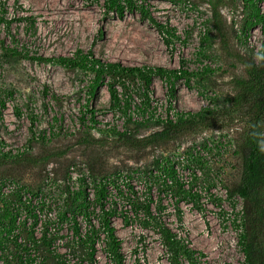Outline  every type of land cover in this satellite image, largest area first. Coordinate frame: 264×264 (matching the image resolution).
I'll return each instance as SVG.
<instances>
[{
    "label": "rangeland",
    "instance_id": "374dc122",
    "mask_svg": "<svg viewBox=\"0 0 264 264\" xmlns=\"http://www.w3.org/2000/svg\"><path fill=\"white\" fill-rule=\"evenodd\" d=\"M134 2L159 23L174 28L176 37L170 38V45L139 11L126 10L120 18L106 12L103 0H0L8 22L0 21V43L22 53L20 58L10 57L0 48V103H4L0 107V146L12 154L0 156L4 195L19 209L21 224H32L30 214H37V235L43 224H51L50 231L58 232L54 247L63 252L69 222H61L56 214L66 187L83 188L92 199L99 182L129 181L141 196L151 185L155 203L161 200L163 221L204 254L202 264H244L237 226L242 200L235 188L241 172L236 148L245 126L229 99L234 93L232 80L245 76L242 60L261 61L264 24L247 30L249 11L242 0L220 1L221 33L213 25L211 6L205 0ZM258 5L264 13V0ZM78 49L125 66L181 67L190 74L175 82L172 107L183 112L214 111L175 139L139 150L128 147L104 130L109 125L119 131L127 127L132 136L140 138L160 126L154 121L138 125L135 122L142 120L136 111L133 122L125 125L120 111H110L104 85L89 98L85 87L93 75L73 71L55 60ZM205 67L210 70L203 72ZM168 87L165 78L153 76L150 97L155 115L167 114ZM131 94L134 100L140 99ZM87 105L96 110L97 126L103 131L86 129L90 124ZM87 132L97 141L85 142ZM156 159L177 163L180 181L193 196L181 194L178 199L177 194L159 191L161 181L149 184L142 171L152 168ZM108 190L106 201L118 200L114 189ZM176 198L182 213L180 225ZM123 201L118 200V212L128 209ZM96 218L92 217L95 224ZM78 220L85 224L81 217ZM111 223L121 240L125 264L137 260L138 264H168L154 231L142 232L137 219L124 225L119 214ZM102 246L99 241L96 255L104 264Z\"/></svg>",
    "mask_w": 264,
    "mask_h": 264
},
{
    "label": "trees",
    "instance_id": "16d2710c",
    "mask_svg": "<svg viewBox=\"0 0 264 264\" xmlns=\"http://www.w3.org/2000/svg\"><path fill=\"white\" fill-rule=\"evenodd\" d=\"M220 1L205 0L211 6L213 25L218 33H221L222 29L218 12ZM242 1L249 11L250 22L247 30L254 25L264 24V13L260 11L258 5L262 0ZM103 5L106 12H113L120 18L124 16L126 10L139 11L143 20L149 21L166 37L164 41L167 45L171 44L170 38L176 37L173 27L159 23L143 5L137 6L134 0H103ZM4 14L5 11L0 9L1 22H6ZM0 48L10 57L22 56L21 51L5 45L2 41ZM261 48L262 58L259 63L242 60L245 76L235 77L232 80L234 93L229 99L230 105L242 114L245 126L236 148L241 158V172L235 188V192L242 200L240 222L237 226L240 229L238 243L244 254V264H264V46ZM26 56L24 54V57ZM36 59L42 58L36 57ZM55 60L73 71L93 75L85 87L89 98L94 97L98 87L104 85L109 94L110 111H120L125 116V125L133 122L131 114L136 111L141 115L142 120L135 122L138 125L154 121L160 126L159 130L140 138L132 136L127 127L122 131L114 127L104 130L114 134L121 143L134 149H144L175 139L207 119L214 111L210 108H202L195 112L177 111L175 121L162 119L161 116L154 114L150 97L153 76L165 78L169 85L167 90L169 110L176 91L175 82L190 74L181 67L125 66L120 62L101 60L92 52H84L80 49L75 50L71 56H59ZM209 70L207 67L202 69L203 72ZM118 87L121 89L120 92ZM131 92L140 96V99L134 100ZM3 106L4 103H0V107ZM85 109L89 114L90 122L85 125L86 129L103 131V128L97 126L96 110L88 108V105ZM1 115L0 111V117ZM82 122L85 121L82 119ZM87 133L85 142L90 144L97 141L90 132ZM10 155H12L10 152H3L0 146V156L8 158ZM142 174L149 184L152 181H161L159 183L161 193L177 194L178 199L181 194L183 197L193 196L191 190L180 181L177 163L169 159L154 160L152 168L143 170ZM124 183L99 182L95 185L92 199L83 188L70 190L66 187V197L56 214L61 222L67 220L69 222L65 224L69 236L63 242V252L54 247L58 232L50 231L51 224H43L39 235L36 234L34 228L39 219L34 211L30 214L33 217L32 224L19 222V209H14L13 204L6 199L0 184V264H102L97 260L96 255L99 241L103 243L102 251L107 259L104 264H125L121 240L111 223L112 217L117 214L120 215L124 225L130 226L131 221L137 219L142 232L147 229L154 231L167 253L168 264H202L201 258L204 254L190 246L186 235L179 234L163 221L160 216L163 208L161 200L155 203L151 194L152 186L147 185L145 194L141 196L129 181ZM110 187L115 191L114 197L118 200L123 199L128 209H121L118 212L120 207L118 200L109 203L106 201ZM178 204L179 200L176 198V217L180 225L182 213ZM94 210L99 212L96 214ZM93 216L97 217V224L92 221ZM78 217H81L85 224H80Z\"/></svg>",
    "mask_w": 264,
    "mask_h": 264
},
{
    "label": "built area",
    "instance_id": "2783aa9c",
    "mask_svg": "<svg viewBox=\"0 0 264 264\" xmlns=\"http://www.w3.org/2000/svg\"><path fill=\"white\" fill-rule=\"evenodd\" d=\"M176 112H177V110H175V108H173L172 107V105H171V107H170V109L167 111V114L165 115V116H161V115H156V116H161V118L162 119H166V118H168V119H170V120H172V121H175V119H176ZM134 112L131 114V116L133 117L134 116ZM155 114V113H154ZM146 116H147V113L145 114ZM140 119H141V116H140ZM109 127H112V126H110L109 125ZM108 127V128H109ZM11 187V186H10Z\"/></svg>",
    "mask_w": 264,
    "mask_h": 264
}]
</instances>
